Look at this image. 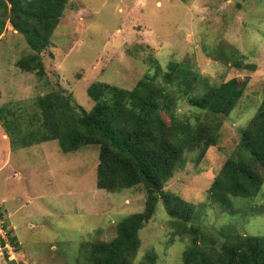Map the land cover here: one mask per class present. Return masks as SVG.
<instances>
[{
	"label": "rangeland",
	"instance_id": "obj_1",
	"mask_svg": "<svg viewBox=\"0 0 264 264\" xmlns=\"http://www.w3.org/2000/svg\"><path fill=\"white\" fill-rule=\"evenodd\" d=\"M69 1L51 45L42 51L46 76L40 79L36 71L17 66L38 54L14 28L11 0H0V108L5 111L0 113V211L18 245L0 264H89L91 243L112 241L127 216L145 210L144 188H98L99 146L68 153L56 140L23 146L26 116L17 127L8 119L33 114L32 101L51 91L90 111L93 83L133 89L156 71L154 61L165 71L170 62L185 63L212 84L233 78L245 83L235 108L220 115L217 144L202 158L199 151L188 152L164 191L194 204L193 222L211 232L264 236V166L258 169L259 184L247 182L245 193L219 199L210 192L239 152L241 130L264 97V0ZM234 49L241 53L237 61L230 55ZM250 63L255 70L246 69ZM177 107L179 116L193 112L183 100ZM163 118L170 125L169 115ZM173 233L161 199L140 231L134 264L149 253L158 257L156 264H182L189 238Z\"/></svg>",
	"mask_w": 264,
	"mask_h": 264
},
{
	"label": "trees",
	"instance_id": "obj_2",
	"mask_svg": "<svg viewBox=\"0 0 264 264\" xmlns=\"http://www.w3.org/2000/svg\"><path fill=\"white\" fill-rule=\"evenodd\" d=\"M10 4L14 28L26 35L38 54L20 59L17 66L25 72L36 71L44 79L42 51L51 45L55 30L71 7L70 1L11 0ZM5 6L7 9L8 4ZM240 54L235 49L230 51L235 61L241 59ZM154 67L156 71L147 73L133 89L93 83L88 88L95 102L90 111L79 110L71 97L51 91L32 101L33 114L13 116L8 123L17 127L26 116L29 127L20 131L23 146L56 140L67 153L99 146L98 188L113 192L144 188L147 192L145 210L127 216L112 241L89 245V264H134L141 244L140 231L154 216L161 199L173 236L189 238L182 264H264V236L211 232L193 222L194 204L164 191L188 152L199 151L202 158L217 144L220 115L235 108L245 83L233 78L212 84L185 63L170 62L165 71L154 61ZM246 69L255 70V64H248ZM182 100L192 108L191 114L178 115ZM163 113L169 115L170 125L164 122ZM241 134L239 152L226 162L210 188L211 195L219 199L245 193L247 182L257 186L261 181L258 169L264 166V97ZM12 241L17 248L14 236ZM157 259L149 253L138 264H156Z\"/></svg>",
	"mask_w": 264,
	"mask_h": 264
},
{
	"label": "built area",
	"instance_id": "obj_3",
	"mask_svg": "<svg viewBox=\"0 0 264 264\" xmlns=\"http://www.w3.org/2000/svg\"><path fill=\"white\" fill-rule=\"evenodd\" d=\"M16 249L13 245L11 230L7 227L5 218L0 211V259L12 258Z\"/></svg>",
	"mask_w": 264,
	"mask_h": 264
}]
</instances>
